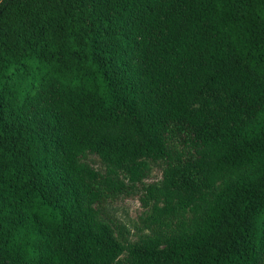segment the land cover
I'll return each mask as SVG.
<instances>
[{
	"label": "trees",
	"instance_id": "16d2710c",
	"mask_svg": "<svg viewBox=\"0 0 264 264\" xmlns=\"http://www.w3.org/2000/svg\"><path fill=\"white\" fill-rule=\"evenodd\" d=\"M0 264H264V0H0Z\"/></svg>",
	"mask_w": 264,
	"mask_h": 264
},
{
	"label": "rangeland",
	"instance_id": "374dc122",
	"mask_svg": "<svg viewBox=\"0 0 264 264\" xmlns=\"http://www.w3.org/2000/svg\"><path fill=\"white\" fill-rule=\"evenodd\" d=\"M160 179V165L153 164L151 175L145 183H156ZM108 212L112 219L116 220L119 224L125 225L132 241L137 240L144 234V232L140 231V228L142 227L141 218L144 216L145 211L141 207L138 194L122 197L109 206Z\"/></svg>",
	"mask_w": 264,
	"mask_h": 264
}]
</instances>
